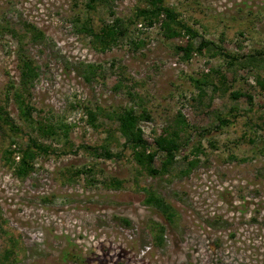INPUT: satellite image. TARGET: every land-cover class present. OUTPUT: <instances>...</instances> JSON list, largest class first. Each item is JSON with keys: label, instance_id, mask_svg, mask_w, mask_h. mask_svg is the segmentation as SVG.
I'll return each instance as SVG.
<instances>
[{"label": "rangeland", "instance_id": "374dc122", "mask_svg": "<svg viewBox=\"0 0 264 264\" xmlns=\"http://www.w3.org/2000/svg\"><path fill=\"white\" fill-rule=\"evenodd\" d=\"M147 4L0 0V105L9 85H18L22 46L38 70L27 97L32 117L68 126L66 137H41L21 117L10 91L7 110L21 132L0 130V264H264V66L230 67L213 46L185 60L177 47L186 45V36L168 38L159 22L132 21L136 8ZM163 5L198 32L194 47L207 40L241 59L264 52V0ZM114 19L126 35L100 51L84 28L98 31ZM26 25L43 37L34 40ZM213 70L224 74L225 88L204 84L199 90L197 80L216 82ZM130 106L149 114L136 123L148 143L174 127L178 113L183 116V147L168 173L147 175L130 149L115 144L111 150L119 156L91 153L109 134L121 138L116 114ZM57 133L63 134L60 128ZM28 136L51 151L18 178L4 151L11 140L24 145ZM185 155L198 160L187 175L180 173ZM82 168L91 171L78 174ZM112 179L121 186L109 185ZM144 188L172 205L173 224L144 203ZM153 223L165 228L161 245Z\"/></svg>", "mask_w": 264, "mask_h": 264}, {"label": "trees", "instance_id": "16d2710c", "mask_svg": "<svg viewBox=\"0 0 264 264\" xmlns=\"http://www.w3.org/2000/svg\"><path fill=\"white\" fill-rule=\"evenodd\" d=\"M93 1L96 0H90V2ZM88 7H91L90 3L88 4ZM118 21L119 20L114 19L111 20V22H104L98 31H94L91 26H85L84 29H86V33L92 37V42L96 45L95 47L97 49L100 51L109 50L114 45H117L120 39L126 35L127 29L125 27L121 28L120 25H123H119ZM132 21L139 24V21H143L147 25L159 22L160 26L165 30L168 38L186 36L188 38L186 45L177 47V49L183 51V58L185 60H188L194 51L201 52L203 48H210L213 46L216 48V52H214L215 54L217 53L226 57L228 61L230 60L228 62L230 67L234 66L235 63L240 64L241 66H251L254 68L264 66V52L262 51H255L241 59L234 55L224 53L221 51L220 47L215 46L212 42L207 40H202L198 46L194 47L191 40L198 36V32L178 19V14L171 7L164 6L163 0H148L146 6L141 8L137 7ZM26 26L28 30L32 31V38L34 40L43 37L42 33L34 26ZM10 33L17 36V33L14 30H10ZM20 42L22 41L20 40ZM17 55L20 63L19 81L17 86H14L13 84L9 85V90L4 94L5 102L0 105V130L7 127L12 133L18 134L21 132V128L14 122L6 106L9 93L12 91L13 99L18 106L21 117H23L24 121H27L30 125L35 124L36 127L34 129L41 137H66L68 129L67 125L62 124L60 127H56L53 124L38 121L32 117V107L28 104L27 97L30 96L31 89L38 77V70L33 60L25 54L22 46L19 47ZM217 75L218 78L216 82L219 84L217 83L216 85V82L209 77L204 80L201 79L196 81L198 89L200 90L204 84H209L214 91L220 89L223 90L225 88L223 86L225 85L226 78L222 73L217 72ZM87 114L90 120L94 122L96 119L95 113L89 110L87 111ZM148 118L149 114L145 109H142L141 113L137 114L132 106L122 108L120 112L116 114L118 131L121 138H114L109 134L104 143L91 148V153L95 157L113 158L119 156L111 150L112 144H115V146H122L130 149L132 159L147 175L156 177L168 173L177 162V153L183 147L181 142L182 133H185L187 124L183 116L178 113L174 127L170 126L164 128L163 132L154 138L153 143H148L147 140L143 138L141 130L136 126L137 121ZM218 119L219 122L223 124L228 122L222 118ZM57 128L62 130V135L57 133ZM121 139H123L122 143H120ZM16 144L15 140H11V145H9V148L4 151V158L13 168L15 176L18 178H24L32 173L35 169V159L38 156H45L51 151V145L44 144L32 136H28L24 145ZM83 147L88 148V146ZM199 151V148H195L193 153H198ZM260 152L264 154V144L260 147ZM196 157L197 156L195 155V158L188 160V156H183V159L187 162L186 167L183 168V170H180L181 174L187 175L192 170L198 162ZM89 171H91L90 168H82L77 172L78 174H82ZM109 185L117 188L121 186V181L112 179L110 180ZM144 192V203L157 210L164 216L165 220L170 224H173L177 213L172 205L151 188H144ZM124 222L128 224L126 219H124ZM152 231L157 245H161L163 243L165 232L164 226L153 223ZM4 259H7V255L4 256Z\"/></svg>", "mask_w": 264, "mask_h": 264}, {"label": "built area", "instance_id": "2783aa9c", "mask_svg": "<svg viewBox=\"0 0 264 264\" xmlns=\"http://www.w3.org/2000/svg\"><path fill=\"white\" fill-rule=\"evenodd\" d=\"M139 25H141V24H139Z\"/></svg>", "mask_w": 264, "mask_h": 264}]
</instances>
